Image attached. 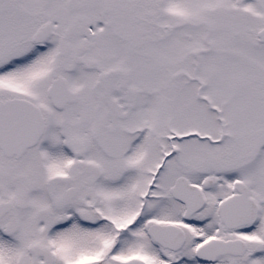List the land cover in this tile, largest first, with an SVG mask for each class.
<instances>
[{
  "label": "snow or ice",
  "instance_id": "6c2138e0",
  "mask_svg": "<svg viewBox=\"0 0 264 264\" xmlns=\"http://www.w3.org/2000/svg\"><path fill=\"white\" fill-rule=\"evenodd\" d=\"M0 264H264V0H0Z\"/></svg>",
  "mask_w": 264,
  "mask_h": 264
}]
</instances>
